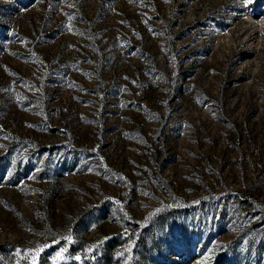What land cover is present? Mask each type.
Wrapping results in <instances>:
<instances>
[{
    "label": "rangeland",
    "instance_id": "rangeland-1",
    "mask_svg": "<svg viewBox=\"0 0 264 264\" xmlns=\"http://www.w3.org/2000/svg\"><path fill=\"white\" fill-rule=\"evenodd\" d=\"M0 264H264V0H0Z\"/></svg>",
    "mask_w": 264,
    "mask_h": 264
},
{
    "label": "trees",
    "instance_id": "trees-1",
    "mask_svg": "<svg viewBox=\"0 0 264 264\" xmlns=\"http://www.w3.org/2000/svg\"><path fill=\"white\" fill-rule=\"evenodd\" d=\"M110 245H111V244H110ZM110 245H108V246H107V249H108V250H109V249H110V247H111Z\"/></svg>",
    "mask_w": 264,
    "mask_h": 264
}]
</instances>
